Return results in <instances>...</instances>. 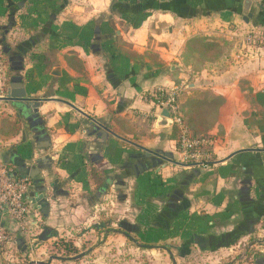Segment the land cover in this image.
<instances>
[{
  "label": "crops",
  "instance_id": "0c3cea01",
  "mask_svg": "<svg viewBox=\"0 0 264 264\" xmlns=\"http://www.w3.org/2000/svg\"><path fill=\"white\" fill-rule=\"evenodd\" d=\"M245 1L0 0L23 59L0 94V164L32 180L33 238L132 241L118 224L158 242L138 245L154 264H264V46L239 38L264 30V0L248 23ZM12 87L40 101L22 113L2 99ZM173 87L190 130L215 139L213 164L182 166L159 126Z\"/></svg>",
  "mask_w": 264,
  "mask_h": 264
},
{
  "label": "rangeland",
  "instance_id": "374dc122",
  "mask_svg": "<svg viewBox=\"0 0 264 264\" xmlns=\"http://www.w3.org/2000/svg\"><path fill=\"white\" fill-rule=\"evenodd\" d=\"M4 19V18H3ZM21 32L19 29H15V26L8 28L5 25V22L0 19V94L9 87V82H16L17 79H13V76H16L22 64L19 62L23 59H17L19 49H15L16 39H20ZM23 37V36H22ZM6 42V43H5ZM9 49V56L5 55V51ZM10 222V221H8ZM7 222V227L4 229L5 235L13 237L12 231L10 230V226ZM120 231H127L128 227H124L123 225H116L115 227ZM98 232L93 228L86 227L85 229L78 230L77 228L73 232L71 236H65L64 234L58 235L56 238L47 239L43 242H39L33 250L25 249L24 251L16 249V247H10L8 245H2V249L9 252L6 259H2L0 264H98L94 261L97 258L100 259V263L102 264H154L153 259L149 255V250L138 247L137 244L133 243L130 240H125L123 236L119 235V239L112 240L109 245L105 244V240H101V237L97 234L88 235V240H80V238L84 233L89 232ZM104 230H109V225L105 227ZM131 233L130 231H128ZM137 238V235L131 234ZM140 244L151 246L158 245V242L152 243L151 240L145 239H136ZM99 246L102 244L104 246L94 255L84 257L83 254L85 249H89L94 244ZM173 244V242H171ZM77 247L79 254H74L73 246ZM163 245V244H160ZM244 246V244L242 245ZM241 250V245H240ZM71 251V252H69ZM79 255H81L80 258ZM257 257L264 256V254L258 253ZM60 258V259H56ZM156 259V258H155ZM200 264H203L205 259L196 258ZM99 260V259H98ZM195 261V262H196ZM209 261V260H208ZM194 262V260H193ZM157 263L163 264V260H157ZM209 264V262H206ZM243 264V263H240Z\"/></svg>",
  "mask_w": 264,
  "mask_h": 264
},
{
  "label": "built area",
  "instance_id": "2783aa9c",
  "mask_svg": "<svg viewBox=\"0 0 264 264\" xmlns=\"http://www.w3.org/2000/svg\"><path fill=\"white\" fill-rule=\"evenodd\" d=\"M256 2L258 0H252ZM246 46H264V30H251L239 37ZM181 88L173 87L159 90L156 105L168 113L167 119L177 131L180 164L185 167H206L215 162V139L209 135H195L189 128L180 106ZM33 187L29 177L16 175L12 165L0 164V216L7 217L18 225L20 235L29 244V249L39 243L33 238L28 225L33 214L30 191ZM2 245L17 247V238L6 236L0 226V261L6 259L9 252Z\"/></svg>",
  "mask_w": 264,
  "mask_h": 264
},
{
  "label": "water",
  "instance_id": "95a60500",
  "mask_svg": "<svg viewBox=\"0 0 264 264\" xmlns=\"http://www.w3.org/2000/svg\"><path fill=\"white\" fill-rule=\"evenodd\" d=\"M252 0H246L245 1V14L247 15L246 17V22L248 23L249 22V18H251V14H249V9L251 8L252 6ZM4 101H7V102H13L15 105H16V108L18 110H20V112L23 113V111H21L22 109H29L30 107L33 108V104L35 103H38L40 101V99L38 100H35V99H30L27 97V94L25 92L24 89H16L14 87H12L11 89L8 90L7 92V95L6 96H3L2 98ZM21 108V109H20ZM163 116L161 117L160 121H159V126H163V127H166V126H169V125H172V123L167 119L168 117V113L166 110L163 111ZM97 126H99L100 128L102 129H106V127H104L102 124H100L99 122H94ZM148 155H158V154H155L151 151H147ZM159 156V155H158ZM160 158H163L161 156H159ZM16 175H18L16 173ZM25 177V176H23ZM130 229L128 228L127 231H118V232H121L124 236L128 237L129 239H131L135 244L141 246V247H145V248H148L146 245H141L139 244V242L134 238L132 237L129 232ZM48 237H44V236H40L39 239H38V242H43L45 240H47ZM24 241L23 239H20L18 240V245L20 246L21 244H23ZM81 255H79V257L77 258H80ZM56 259H60V258H57ZM39 264H43V263H39Z\"/></svg>",
  "mask_w": 264,
  "mask_h": 264
},
{
  "label": "trees",
  "instance_id": "16d2710c",
  "mask_svg": "<svg viewBox=\"0 0 264 264\" xmlns=\"http://www.w3.org/2000/svg\"><path fill=\"white\" fill-rule=\"evenodd\" d=\"M155 100L157 101V98H155ZM92 175H95L96 174V172H95V170H93L92 171V173H91ZM139 242V241H138ZM73 246V245H72ZM144 248V247H143ZM74 252V254H79L78 252V249H77V247H75V246H73V248H71ZM69 252H71V251H69Z\"/></svg>",
  "mask_w": 264,
  "mask_h": 264
},
{
  "label": "flooded vegetation",
  "instance_id": "af4514ba",
  "mask_svg": "<svg viewBox=\"0 0 264 264\" xmlns=\"http://www.w3.org/2000/svg\"><path fill=\"white\" fill-rule=\"evenodd\" d=\"M12 82H9V84H11Z\"/></svg>",
  "mask_w": 264,
  "mask_h": 264
}]
</instances>
